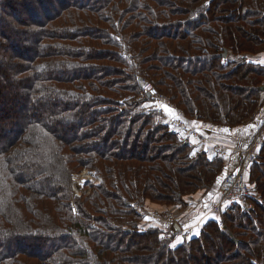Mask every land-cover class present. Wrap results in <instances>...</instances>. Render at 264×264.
<instances>
[{
  "label": "trees",
  "instance_id": "1",
  "mask_svg": "<svg viewBox=\"0 0 264 264\" xmlns=\"http://www.w3.org/2000/svg\"><path fill=\"white\" fill-rule=\"evenodd\" d=\"M263 44L264 0H0V264L264 261V138L260 201L181 235L143 208L180 220L218 187L206 213L229 160L137 99L147 81L194 127L253 122ZM82 169L102 182L75 198Z\"/></svg>",
  "mask_w": 264,
  "mask_h": 264
},
{
  "label": "built area",
  "instance_id": "2",
  "mask_svg": "<svg viewBox=\"0 0 264 264\" xmlns=\"http://www.w3.org/2000/svg\"><path fill=\"white\" fill-rule=\"evenodd\" d=\"M143 82L144 91L143 94H141V97L146 99V101H144L142 105L145 112H156V114L159 116L160 121L170 128L174 129L177 132V137L181 141L187 142L190 145H192L194 142L209 145L211 153L218 154L220 156L225 155V147L212 140L199 128L190 125L183 116L182 111L179 110L166 95L156 90L151 83L147 81ZM147 95H149V97ZM166 108L172 110L171 114L165 111ZM263 138L264 126L247 147L237 151L239 153V162L237 168L235 169V171L229 173L222 181L220 185V197L212 204L210 211H212L213 213L217 212L218 214H222L226 210L230 209L233 201H237L238 203H240L243 210H248L253 207L254 201H260L259 196L254 194V189L249 187V185L247 184L245 173L250 163L256 160L257 150L262 144ZM84 177H86V181L81 182L83 181ZM72 180L82 184L91 182V185L99 184L102 182V178L100 176H98L93 170L88 169H84V171L80 175L74 177ZM90 189L89 191H87V193H82L80 191L72 194V196L80 198L83 195L89 194ZM134 206L138 211H140L137 204H134ZM151 215L154 220L162 221L167 225L178 222L176 221L177 218L174 217L171 212L161 215L159 213H151ZM146 217L150 218V214H146ZM220 228H223V226L220 225ZM182 232H186V236H188L190 234L189 232H192V228H182ZM255 263L264 264L259 262Z\"/></svg>",
  "mask_w": 264,
  "mask_h": 264
},
{
  "label": "crops",
  "instance_id": "3",
  "mask_svg": "<svg viewBox=\"0 0 264 264\" xmlns=\"http://www.w3.org/2000/svg\"><path fill=\"white\" fill-rule=\"evenodd\" d=\"M253 59L264 66V44L262 46V49L259 51L257 55L253 57ZM263 100H264V95H263ZM262 125L264 126V101L258 110L255 120L243 126H239L235 128H226V127L207 125L204 123H197V126L196 125L195 126L203 130L205 133H207L210 138L215 140V142L219 143L220 145L226 148V153L224 156L228 157L227 159L229 161L226 166L225 173H231L235 171L239 162V154L237 153V151L247 147L250 144V142L253 141L254 136H256L262 130L263 128ZM260 128L261 130L259 131ZM196 147L202 149V147L198 145H196ZM217 190L218 187L217 188L215 187L208 193V195H206L207 196L206 198H202V199L199 198L196 201V205H198L199 207L196 208L195 205L194 209H191L189 212L191 213V211H194L195 208L198 209V211L196 212V215L195 216L192 215L191 218L194 217L193 219H198L199 221V218H201L202 216V214L201 215L199 214L200 211H203L205 205L209 204V202L211 201L213 195L216 193ZM145 210L147 209L143 208L142 212H144ZM189 212L187 211V213L184 214V216L179 218L181 223H186L187 221L189 222V219H185V216H187ZM179 224L180 223H178V225ZM180 225L179 227L180 230L182 231Z\"/></svg>",
  "mask_w": 264,
  "mask_h": 264
},
{
  "label": "rangeland",
  "instance_id": "4",
  "mask_svg": "<svg viewBox=\"0 0 264 264\" xmlns=\"http://www.w3.org/2000/svg\"><path fill=\"white\" fill-rule=\"evenodd\" d=\"M144 83V82H143ZM261 86H264V82H262L261 83ZM137 99L138 100H140V101H144V99L145 98H143V97H141V95L140 96H138L137 97ZM144 103V102H143ZM143 103H142V105H143ZM142 109H143V106H142ZM180 110V109H179ZM143 111H144V109H143ZM151 112H153V111H151ZM183 116H184V114H183ZM185 117V116H184ZM238 153V152H237ZM239 154V153H238ZM84 171V169H82L81 171H79V172H77L76 174H74L72 177L74 178V177H77L78 175H80L82 172ZM72 178V179H73ZM86 181V177H84L83 178V181H81V182H85ZM93 185H91V182H88V183H85V184H82V183H79V182H75L74 180H71V192H72V194H75V193H77V192H86L87 193V191H89V189H90V187H92ZM76 198V197H75ZM145 209V208H144ZM211 210V209H210ZM210 210H208L206 213H204V214H202V216H201V218H199V221L197 222V220L198 219H193V218H191L192 217V215H193V213H194V211H191V213L189 212V214H187V216H185V219H189V222L187 221L186 223H182L183 224V226L181 225V227L184 229V228H187V227H190V228H192V230L193 231H196V229H198L199 228V226H200V223H202L204 220H206L208 217H209V215L210 216H214V215H216V216H218V217H221V215L222 214H224V213H222V214H218L217 212H215V213H213L212 211H210ZM150 214V218H148V217H146V214ZM151 213H157V212H153L152 210H145L144 212H142V219L143 220H145V221H147V220H150L151 222H156L157 223V221L156 220H154V218L152 217V215H151ZM163 214H167V213H163ZM173 214V213H172ZM161 215V214H160ZM174 215V214H173ZM208 216V217H207ZM174 217H176L175 215H174ZM188 217V218H187ZM191 218V219H190ZM176 221H178L177 222V224L180 222V220H178V219H176ZM221 222L219 223V226L220 225H222L223 226V228H224V223H223V221L222 220H220ZM150 223V222H149ZM161 223L163 224V225H167V224H165V223H163L162 221H161ZM161 224V225H162ZM162 225V226H163ZM165 227V226H164ZM192 231V232H193ZM192 232H189V233H192ZM181 235H185L186 236V232H181L180 233ZM178 238H179V236H178ZM259 263H264V261H258Z\"/></svg>",
  "mask_w": 264,
  "mask_h": 264
},
{
  "label": "water",
  "instance_id": "5",
  "mask_svg": "<svg viewBox=\"0 0 264 264\" xmlns=\"http://www.w3.org/2000/svg\"><path fill=\"white\" fill-rule=\"evenodd\" d=\"M225 54H226V51L223 53V56H225ZM260 90L261 91H264V86H261L260 87ZM148 97H149V95H147ZM170 227L172 228V230L175 232V233H178V232H180L181 230H180V227H179V225L177 224V223H172L171 225H170Z\"/></svg>",
  "mask_w": 264,
  "mask_h": 264
},
{
  "label": "snow or ice",
  "instance_id": "6",
  "mask_svg": "<svg viewBox=\"0 0 264 264\" xmlns=\"http://www.w3.org/2000/svg\"><path fill=\"white\" fill-rule=\"evenodd\" d=\"M165 111L168 112L169 114H171V112H172V110L167 109V108L165 109ZM172 246H174V245H172Z\"/></svg>",
  "mask_w": 264,
  "mask_h": 264
}]
</instances>
